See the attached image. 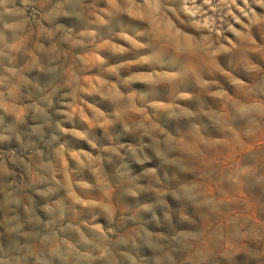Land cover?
Returning a JSON list of instances; mask_svg holds the SVG:
<instances>
[{
    "label": "rangeland",
    "instance_id": "rangeland-1",
    "mask_svg": "<svg viewBox=\"0 0 264 264\" xmlns=\"http://www.w3.org/2000/svg\"><path fill=\"white\" fill-rule=\"evenodd\" d=\"M0 264H264V0H0Z\"/></svg>",
    "mask_w": 264,
    "mask_h": 264
}]
</instances>
